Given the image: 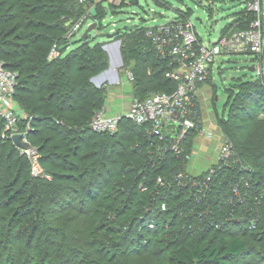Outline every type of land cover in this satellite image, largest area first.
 <instances>
[{
	"label": "trees",
	"instance_id": "1",
	"mask_svg": "<svg viewBox=\"0 0 264 264\" xmlns=\"http://www.w3.org/2000/svg\"><path fill=\"white\" fill-rule=\"evenodd\" d=\"M6 1H12V7L17 9L13 13H0V60L15 75L13 100L24 114L16 129L19 132L27 130V137L40 150L48 148L54 141L49 155L41 156V165L48 163L50 156L57 155L54 150L60 151L63 164L59 166L52 162L48 163L49 169L44 168L52 182L32 177L27 159L20 154L0 118V264H60L62 258L50 261L53 253L49 241L44 236L40 242L35 239L41 227L49 224L58 226L61 239H66L62 247L71 259L70 246H65L70 242L67 238H76L80 232L77 226L82 224L88 227L81 232L84 241L79 245L86 251L80 255H85L89 261L97 260L96 264H118V261L113 262L118 255L132 260L137 249L127 246L118 251L119 247L130 242L138 246L142 240L151 237V230L162 225V215L169 214V207L172 214L186 206V200L167 205L173 198L172 192L179 188L176 186L178 175L185 173V158L163 149L162 142L154 139L145 125H136L127 119H122L113 133H96L89 128L92 113L103 109L106 97L104 85L95 87L90 82L92 76L108 67L104 51L99 44L89 43L88 34L86 39L83 35L78 38L73 47L60 52L58 57L48 58L53 45L61 51V47L70 46L74 40L61 38V35L82 13L76 0H42L44 4L40 2L41 7L33 9L25 6L23 0ZM241 1L247 4L248 0ZM122 6L123 2L117 7ZM103 9L106 14L107 8ZM182 12L188 17V12ZM56 13L66 19L42 22L28 18L35 14L49 18ZM93 15V21L103 17L96 11ZM256 18L257 14L244 7L234 14L221 33L228 29H245ZM6 23L12 24L5 26ZM121 30L111 40H122L123 67L134 75V96L142 98L150 92L170 90L173 84L164 77V72L170 68L169 62L157 55L145 35V28L135 26L129 31ZM11 36L17 43L14 49L8 43ZM261 56L262 52L254 55L259 61ZM251 103L264 113L262 74L238 83L236 90H228L227 117H217L224 142L231 146L228 161L214 164L211 172L183 180L185 185H192L188 182L191 178L199 181L200 187L204 186L201 192H198L199 186L186 187L194 195L205 192L198 199L199 206H195L204 213V224L206 213H218V207L225 206V198L240 188L239 178L249 177L251 184L254 181L256 186L264 188V119L257 118ZM80 142L84 147H93L75 162L69 158L78 157ZM245 165L253 168L250 171ZM56 167L65 172L55 171ZM158 178L162 183H157ZM141 185L147 187L146 193L141 192ZM100 194L103 202L95 216L87 218L92 209L91 202ZM251 195L256 198L252 205L258 199L261 201L258 203L261 220L264 199L259 191H252ZM74 200L79 205L72 206ZM161 202L167 205V212L159 211ZM65 209L72 214L65 216ZM252 210L249 215L246 216L244 211L241 216L247 217L248 223L253 217ZM49 216L51 218H47ZM174 230L176 232L172 234L178 239L172 241L175 264H231L230 260L247 251L245 239L236 233L223 236L210 230L207 235L204 230L191 237L181 223L176 224ZM67 261L65 258L62 264H68Z\"/></svg>",
	"mask_w": 264,
	"mask_h": 264
},
{
	"label": "rangeland",
	"instance_id": "2",
	"mask_svg": "<svg viewBox=\"0 0 264 264\" xmlns=\"http://www.w3.org/2000/svg\"><path fill=\"white\" fill-rule=\"evenodd\" d=\"M23 1L25 6H28L29 9H33L35 6L36 8H40V2L44 4L42 0ZM76 2L78 6H80L82 13L72 24L70 23V25H68L66 32L61 35V38H73L74 40L70 43V46H67L66 48L61 47V51L58 47H56V45H53L48 53V58H56L60 55V52L63 53V51L65 52L69 48L73 47L86 28L94 22L93 14L95 11L97 14H103V17L99 21L95 22L97 24L96 28L89 33V43L99 44L101 46V49L106 55L108 67L104 71L92 76L90 78V82L95 87L102 85L106 87V97L103 110L106 114L110 115H123L128 105L131 103L132 98L136 96L133 94V80H128V77L125 74L126 66L123 67L125 62L123 61L121 54L122 40L118 38L112 40L107 39L105 36H100V34L113 33L121 30L125 26H137L142 28L160 26L172 20L179 12L183 14L182 11H186L188 12L190 22L194 25L196 32L203 39V41L210 39V41L213 42L220 36L223 28L233 20L234 14L245 7V4L242 3L241 0H201V3H198L196 0H135V2L134 0H86L83 2L76 0ZM121 2H123V6L117 7ZM12 4V1L0 0V13L16 12L17 7H12ZM104 7L107 8L106 14L104 13ZM261 11L263 14H260V18L263 22L262 25L264 30V0H262ZM31 16L32 17L28 15V18H35L37 20H41L42 22H48L51 21L50 19L54 20L55 18L66 19L59 13H56L49 18L38 14ZM197 17H201L202 20H197ZM78 22H80V28H78L77 31L70 36L69 32L72 30L73 25ZM10 24L12 23H6L5 26H9ZM208 31H210L212 35L207 38ZM229 31L230 30L228 29L227 32ZM121 32L124 31L121 30ZM8 43L13 45V48L11 47V49H14V44H17L13 36L9 37ZM262 44L263 51L260 61L255 59L254 55L251 54H230L219 56L215 62L211 75H208L205 82L200 86L198 98L200 102L199 108L203 129L201 132L200 130L193 131L188 135L187 139L180 144V147L183 148L184 154L186 153L188 155V158H185V173L187 175L198 176L203 172H211L213 165L221 162L219 161L218 156L220 154V146L224 142V137L218 126L217 117L224 119L227 117L225 102L228 90H236L238 83L259 77L257 71H251L250 68L255 69L258 65H260L262 75L264 77V33ZM52 51H55L54 53L57 55L56 57L50 58L49 55ZM113 61L116 62V65H112ZM13 104L15 106V101L14 103H8L10 106ZM250 107L253 108V113L257 116V118L264 119V113L257 107H254L253 103L250 104ZM45 133L46 132H44L43 135ZM27 140L32 147L37 149L39 161L43 154L49 155V148L54 143L53 141L50 143L48 148L40 150L28 137ZM92 147L93 146L84 147V143L80 142L77 152L78 157H71L69 159L75 160L76 162L80 156L91 150ZM54 151L58 153L57 155L50 156L48 163L53 162L57 165L59 164L60 166V164H63V158L60 157V151ZM48 163H45L42 167L49 169L50 165ZM244 167L250 171L251 168H253L249 165L248 167H246V165ZM54 170L57 172H65L57 167ZM43 181L52 182V180ZM157 183L159 184L158 181ZM237 183L240 188H236V190L234 189V192L230 195L231 197L225 198V206L221 208L218 207V213H213L214 215L208 214V212L206 213L207 221L205 224L202 219V215L204 213L195 207L199 206L198 199L203 197L205 192L194 195L191 193L189 188H186L183 185L179 186L177 183L176 186L179 188L178 190L176 189L172 192L173 198L167 205H175L181 200H186V206L177 213L174 210V213L172 214L170 213L171 210L169 207V214L167 215L164 213L162 215L164 218V220H161V222H163L162 225H159L155 231L148 230L151 232L149 234L151 237L147 240H142V243L138 244V246L134 242H130L125 247H119L118 251L125 249L127 246L137 249L138 252H134V259L129 260L122 258L121 255H118L113 262L118 261V264H175L173 259L175 249L172 241L178 239L176 237L174 238L175 235L173 234L176 232L174 227L176 224L181 223L182 228L187 229L191 237H195L194 234L196 233L205 231V233L209 235L210 230L217 235L219 234L223 236L236 233L238 236L245 239L247 243V251L238 258L230 260L229 263L264 264V212L262 213L260 220L258 215V203H261V201L258 199L255 205H252V200L254 202L256 198L251 195L252 191H259V195H261L264 199V188L262 186H256V182L254 181L251 184L249 177L248 179L246 177L239 178ZM245 183H249L248 186H245ZM73 184L74 182H72V185ZM160 185L162 186V184ZM140 190L141 192L146 193L148 189L144 185H141ZM244 190H246V192ZM101 202L103 201L100 194L93 202H91L90 207L92 209L91 212H88L87 218L95 216V212L100 207L99 204ZM162 203L164 202L160 203L159 211L167 212V205L164 203L165 207L162 208ZM188 203L190 205H188ZM72 204V206L79 205L77 200H74ZM68 210L69 209H65L63 212L65 216L72 214L71 211ZM250 210L253 211V217L248 223L246 222L247 217L245 218L241 216H243L242 214H245L244 211L246 212V216L249 215ZM84 211H86V208H84ZM85 213H87V211ZM47 218L51 217L49 216ZM158 218L160 219L162 217ZM81 219H83V217ZM83 220H86V218ZM238 223L239 225H237ZM103 226L104 224L101 225V228ZM77 227L80 232L76 235V238L68 237L67 239H70V242L65 245L70 246L69 251L73 260L70 258L69 252H66L65 247H62V244L66 241V239H61V236L57 231L59 229L57 225H54L53 227H51V224L47 227L42 226L41 231L37 233L35 239H38L40 242L44 236V239L49 241V248L51 249L53 255L60 257L56 258L52 255L50 261L51 259L60 260L62 258L59 262L62 264L65 262L66 258V260L68 259V264H96L98 262L97 260L93 259V261H89L85 255H80V253L86 251L81 249L79 245L84 241V235L81 232H84L88 226L80 224V226ZM149 229L151 228L149 227ZM157 230L161 231L159 232ZM99 233L100 231H98V234ZM170 235H172V237ZM23 242L24 241H21V244H23ZM106 257L108 258L109 256L106 255ZM45 260L48 261L47 258H45ZM29 263H32V261Z\"/></svg>",
	"mask_w": 264,
	"mask_h": 264
},
{
	"label": "built area",
	"instance_id": "3",
	"mask_svg": "<svg viewBox=\"0 0 264 264\" xmlns=\"http://www.w3.org/2000/svg\"><path fill=\"white\" fill-rule=\"evenodd\" d=\"M261 5L262 0H248L245 8L257 14L258 18L251 21L245 29L221 33L213 42L210 39L203 41L189 18L180 12L166 24L145 28V35L151 41L157 55L169 62L170 68L164 72V77L171 81L173 86L167 91L151 92L142 98H132L123 115L106 114L103 109L95 110L89 120V128L96 133H113L117 130L118 123L122 119H127L136 125H145L148 133L162 142L163 149L174 156L183 155L184 158H188L180 144L193 131L201 132L203 129L198 91L208 75H211L217 58L230 54L255 55L263 51L264 30L259 18L260 14H263ZM79 23L73 25L69 32L70 36L80 28ZM54 52L49 55L50 58L56 57L57 54ZM254 70L258 75L262 74L260 65ZM125 74L129 81L134 79L130 70L126 69ZM14 83V73L7 70L0 60V118L3 119L5 130L9 132L11 139L12 135L20 134L21 141L28 144L26 147L18 148L29 163L30 175L50 181L52 177L42 167L37 149L27 140V130L19 132L16 129L19 119L24 117V114L8 105L13 102ZM219 153V161H228L231 156L230 144L223 142ZM186 177L196 176L179 174L177 182L179 186L191 185L184 184L183 180ZM191 178L188 181L192 182L191 186L201 184ZM157 181L162 183L160 178ZM203 187H200L198 192H201ZM164 207L165 204L162 203V208ZM149 227L151 228L152 224Z\"/></svg>",
	"mask_w": 264,
	"mask_h": 264
},
{
	"label": "water",
	"instance_id": "4",
	"mask_svg": "<svg viewBox=\"0 0 264 264\" xmlns=\"http://www.w3.org/2000/svg\"><path fill=\"white\" fill-rule=\"evenodd\" d=\"M198 3H201V0H196ZM197 20H202L201 19V17H197L196 18ZM96 23L95 22H93L92 24H90L87 28H86V30L83 32V39H86L87 38V36H88V34L92 31V30H94L95 28H96ZM135 26H125V27H123L122 28V30L123 31H129V30H131V29H133ZM207 29V28H206ZM119 34V32L118 31H116V32H113V33H106V34H100V36H102V37H106L107 39H111L112 37H114V36H116V35H118ZM212 34H211V32H209L208 33V35H207V37H210ZM250 70L251 71H253L254 70V68H250ZM21 139H22V136L20 135V134H14V135H12V141H13V143L17 146V147H19V148H23V147H26L28 144L26 143V142H22L21 141Z\"/></svg>",
	"mask_w": 264,
	"mask_h": 264
},
{
	"label": "crops",
	"instance_id": "5",
	"mask_svg": "<svg viewBox=\"0 0 264 264\" xmlns=\"http://www.w3.org/2000/svg\"><path fill=\"white\" fill-rule=\"evenodd\" d=\"M116 62H117V60H116ZM116 62L113 61V64H112V65H116ZM111 82H112V81H111ZM12 103H14V101H13ZM12 108H13L14 110H17V111L20 112V109L18 108V106L16 107V104H15V106H14V104H13V105H12Z\"/></svg>",
	"mask_w": 264,
	"mask_h": 264
}]
</instances>
